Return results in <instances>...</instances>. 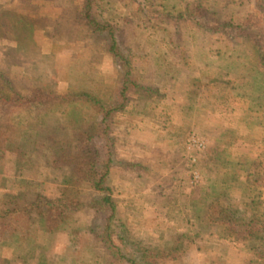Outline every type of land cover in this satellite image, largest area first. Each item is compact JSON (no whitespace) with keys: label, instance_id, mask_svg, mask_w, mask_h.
<instances>
[{"label":"rangeland","instance_id":"374dc122","mask_svg":"<svg viewBox=\"0 0 264 264\" xmlns=\"http://www.w3.org/2000/svg\"><path fill=\"white\" fill-rule=\"evenodd\" d=\"M59 1L45 0L44 6L27 9L19 0H0V67L14 87L9 89L4 85L0 88L1 95L12 99L9 103L0 101V146L7 144L12 148L14 141L17 144L12 150L0 153V195L22 192L27 202L35 199L38 193L46 192L50 196L57 193L56 181L61 172L53 167L45 152L59 143L55 138L62 129H57L70 120L67 118L74 106L72 95L76 90L67 88L66 91L65 88L70 79L90 65L88 48L83 46L84 37H88L84 31L66 32L58 29L55 22L56 15L62 12L72 20L76 12L72 3L82 0ZM195 31L198 26L188 21L181 25L176 47L163 45L167 52L159 58L165 60L169 73L151 70L146 77L147 83L162 87L163 91L148 97L147 91L132 85L127 108L113 116L112 136L118 152L130 158H145L150 166L160 164L154 169L147 168L145 173L115 167L110 176L114 197L121 212L130 218L133 231L153 243L167 245L184 225L182 220L174 219L185 211L182 199L202 197L205 190L200 188L190 193V184H203L208 194L200 201L209 206L216 204L226 199L220 195L221 189L218 190L224 179L217 173L218 167L231 177L237 169L233 165L222 167L223 163H230L231 158L249 166L250 162L264 157V76L256 79L244 66L235 70L233 67L239 60V53L245 55L248 63L257 60L254 53L240 48L231 54L217 53L213 50L215 44L211 45L213 38H195ZM6 33L9 35H4ZM160 39L164 41L163 37ZM105 66L112 71V87L116 88L122 72L111 61H106ZM40 90L46 98L30 100L33 92ZM17 93L23 98L15 99ZM77 103L81 106L82 99ZM184 129L188 132L184 149L188 162L194 165L188 170L178 167L172 172L173 166L180 161L174 162L172 156L166 155L168 148L162 141L166 140L169 148H178L179 142L174 143V140ZM5 137L8 140L5 141ZM165 175H168L164 183L169 200L160 202L165 205L156 208L155 201L146 195L145 199H138L140 205L136 206L130 197L151 194L155 190L152 178ZM208 181L212 185L209 189ZM216 183H219L217 188ZM258 186L264 191V176H259ZM237 196L238 192L230 195L232 212L249 215L250 209L242 205ZM258 201L264 203V195ZM262 211L264 217V208ZM89 217L87 211L71 212L49 230L46 222L36 216L34 222L38 225L40 244L34 246L33 253V249L26 246L29 255L24 262L16 264H41L42 260L45 264L68 263L67 260L75 255V245L67 235L84 227ZM170 220L178 222L175 227ZM215 230L219 235L226 233L224 224L216 226ZM81 240L86 243L85 238ZM42 246L45 253L39 258L36 251ZM87 248L86 252L95 256L91 264H117L115 257L103 248H99L98 255L89 250V243ZM208 253L214 254L207 250L201 253L191 250L185 262L210 264ZM228 257L227 264H242L246 260L244 253L232 252ZM223 259L220 264H225Z\"/></svg>","mask_w":264,"mask_h":264},{"label":"trees","instance_id":"16d2710c","mask_svg":"<svg viewBox=\"0 0 264 264\" xmlns=\"http://www.w3.org/2000/svg\"><path fill=\"white\" fill-rule=\"evenodd\" d=\"M19 1L28 9L29 6H44L45 0ZM72 6L76 11L72 20L65 12L59 13L55 17L56 26L66 32L84 31L88 37H84L83 46L88 48L90 65L79 76L70 79L65 88L66 91L67 88L76 90L72 95L74 106L67 118L70 120L57 129H62L55 138L59 143L45 152L53 167L61 172L56 181L57 193L53 196L38 193L29 202L22 192L0 195V264L24 262L29 248L35 252L34 246L40 244L38 225L34 222L36 216L52 230L59 220L80 210L89 212L90 217L84 227L67 235L75 245V255L66 264H91L95 256L86 252L88 243L94 254L98 255L99 248H103L115 257L117 264H187L185 259L190 256L192 243L201 238L203 232H212L220 223L226 227L223 236L229 240L233 252L246 256L242 264H264V203L258 201L264 191L257 187L259 176H264V157L250 162L249 166L231 158L230 163L222 165L224 169L228 165L237 169L231 177L227 176L226 170L221 172L222 169L215 167L224 178L220 195L226 198L216 202L217 206L215 203L198 205L200 199L205 200L208 191L198 182L190 184V193L200 188L205 190L201 198L192 196L189 199L196 222H186L167 245L146 241L133 231L130 218L121 212L110 184L115 167L145 173L147 168L160 165L150 166L145 158H130L118 152L112 136L113 116L127 108L132 85L143 88L148 97L163 91L162 87L147 83L146 77L151 70L169 73L165 60L159 55L167 52L163 45L176 47L179 44L181 25L194 22L198 26L195 38L212 37L211 45L215 44L213 50L217 53L231 54L238 48L252 51L257 60L248 63L245 55L239 53L234 70L244 66L253 78L264 76V0H82ZM106 61H111L122 72L116 88L112 87V71L105 66ZM4 85L14 89L11 79L0 67V88ZM43 92L34 91L30 100L46 98ZM80 99L83 101L81 106L77 103ZM176 99L179 104V98ZM2 100L12 101L0 94ZM186 133L187 129H184L176 136L174 143L179 142L178 148H169L170 144L162 141L168 148L166 155L172 156L174 162L180 161L179 165L173 166L172 172L178 167L188 170L194 165L188 162L184 149ZM13 144L12 148L7 144L0 146V153L17 146L15 141ZM167 177H153L155 190L151 194L141 193L130 198L139 206V200L150 195L156 208L164 206L160 202L169 200L164 183ZM236 192L242 205L250 209L249 215L232 212L230 195L234 196ZM81 237L86 239L85 244ZM36 252V256L42 258L45 247ZM208 255L210 264H220L223 258L224 263H228L227 254ZM41 262L45 264L43 260Z\"/></svg>","mask_w":264,"mask_h":264},{"label":"crops","instance_id":"0c3cea01","mask_svg":"<svg viewBox=\"0 0 264 264\" xmlns=\"http://www.w3.org/2000/svg\"><path fill=\"white\" fill-rule=\"evenodd\" d=\"M211 177L215 178L216 176H211ZM207 184H209L208 185V189H209L212 185L210 184V181H208ZM217 185H219V183H216L215 185L216 188H217ZM218 187H219L218 190H220L221 186L219 185ZM181 191L182 190L180 189L178 192L179 195ZM189 199H190L189 197L187 199H182V203L186 206L185 211H183V215H175L174 217V219L176 220H182L183 224H185L188 221H190L191 223L195 221L194 217H192V211H191L193 204H190ZM205 204L206 203L204 201H198V205H205ZM174 221L170 220L172 225H174L175 227V224L178 222H174ZM198 225L203 226L204 224L199 223ZM191 248H192L191 249L192 252H199V253L205 252L207 250L212 253H223V254L230 255L233 252V248L229 240L225 238L223 235L217 234L215 229L212 232L211 231L203 232L201 238L195 240L194 243H192Z\"/></svg>","mask_w":264,"mask_h":264},{"label":"built area","instance_id":"2783aa9c","mask_svg":"<svg viewBox=\"0 0 264 264\" xmlns=\"http://www.w3.org/2000/svg\"><path fill=\"white\" fill-rule=\"evenodd\" d=\"M200 145V144H199Z\"/></svg>","mask_w":264,"mask_h":264}]
</instances>
